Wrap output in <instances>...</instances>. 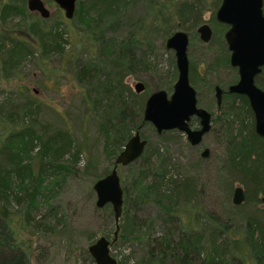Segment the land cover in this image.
<instances>
[{"label":"trees","instance_id":"16d2710c","mask_svg":"<svg viewBox=\"0 0 264 264\" xmlns=\"http://www.w3.org/2000/svg\"><path fill=\"white\" fill-rule=\"evenodd\" d=\"M137 1L141 0H91V4L86 5L87 8L82 2L77 1L73 17L76 16L78 21L87 27L81 37L90 42L89 49L83 51L84 54L87 52L90 54L85 58L82 57L83 53L79 57L73 55L67 57L69 61L74 60L73 76L78 87L72 96L73 111H66V123L60 122L55 126L48 121L36 123L41 120L42 108L35 100L25 99L24 102L14 100L10 102L11 111L0 109V114L4 113L0 129L7 133L0 135V194L8 198L11 185L19 187L24 185L25 181L29 182L27 185L37 183L33 177L26 175L25 171L30 169L23 163L33 152L36 158L38 157L39 172L36 177L40 182L49 172L47 170L56 168L88 173L96 180L106 175L104 172L97 173L98 163L96 153L92 151V144L88 149L87 162L82 168L78 167L82 150L73 133L78 123L92 122L95 125L96 137L100 138L104 154L109 160H114L132 135V130L137 131L146 124L142 120V112L147 95L145 91L134 92L125 80L134 68L147 67L145 66L148 61L147 55L145 53L139 55L136 52L145 41L138 35L119 38L106 34V31L119 22L122 10L126 9L129 2ZM147 1L153 8L155 4L172 6V13L167 16L164 15L162 8L156 9L152 21L156 28L159 22L164 23L165 37L177 29L188 31L203 22L206 0ZM219 1H212V20ZM171 15L178 17L180 25L170 26L167 23ZM18 17L21 20L14 25L13 20ZM47 21V18L32 17L25 7L24 0H0V66L5 75L15 74L21 61L34 54L44 59L52 55H64L65 37L70 36L68 31L70 29L60 27L61 23L48 26ZM225 46L224 43V48ZM224 52L226 53V50ZM218 62L222 65L228 64V54L226 53ZM42 69L47 70V67L43 66ZM190 69L189 65V71ZM60 71L62 72V69ZM176 76V67L173 64V71L169 74L167 82L155 90H170ZM189 78L193 83L191 72ZM255 82L259 86H264L263 75H257ZM235 97L239 99L240 107L231 106L226 111L233 123L229 143L232 144L229 148L232 156L225 157L219 166V170L226 175L223 189L229 193L232 182L238 181L244 186V200L252 196L256 198L255 203H259L261 202L259 194L264 193V139L254 131L253 113L247 98L243 95ZM241 108L247 112L249 124L239 117ZM10 131L12 132L9 134ZM173 132L176 131H166L163 134ZM146 150L147 145L143 153ZM153 153L143 156L147 165L145 172L151 176L150 183L139 188L141 192H138L137 199L133 197L128 200V190L122 186L123 204L130 201L129 206L134 207L139 200L140 202L151 200L163 211L165 221L171 224V228L162 237L154 238L148 230L139 229L138 225L142 226V222L137 224L135 220L131 221L132 217L137 220L136 208L131 216L126 208L123 214L125 223L119 226V238H133L139 241L146 239L148 261L168 260L171 264H264V224L257 217L240 215L244 225L239 231L238 227L228 225L219 217L202 213L201 217L209 218L207 220L212 221L211 225L183 228L180 224L182 214L178 213L182 205L190 208L189 214L194 217L193 222L199 224L200 216L197 213L201 209L199 211V201L195 197L197 186L190 177L170 172L171 163L166 161V153L162 148L158 147ZM66 155L69 160L65 159ZM150 161L154 164L151 165ZM26 192L24 200L15 194L14 200L17 204L25 201L31 206L34 203V193ZM259 211H264V208ZM23 219L25 226L40 229L41 221L32 217L31 213H26ZM229 232L233 233L228 234ZM230 235L236 238L230 241ZM22 242L9 217L4 213L0 214V264H31L29 245L25 246ZM79 253L80 264H93L87 247L80 248ZM43 263L49 264L46 259Z\"/></svg>","mask_w":264,"mask_h":264},{"label":"rangeland","instance_id":"374dc122","mask_svg":"<svg viewBox=\"0 0 264 264\" xmlns=\"http://www.w3.org/2000/svg\"><path fill=\"white\" fill-rule=\"evenodd\" d=\"M79 1L85 8H87L86 5L91 4V0ZM159 1L162 2L163 0ZM212 1H205V10L202 15V19L209 24L213 31L212 39L207 43H203L199 39L196 28L200 24L186 31L189 36L187 56L193 78L192 85L197 91L200 106L207 108L214 117L211 130L203 137L202 147H189L184 141V135L179 132L158 134L152 125L146 123L139 128V132L141 137L147 140V150L141 159L138 158L127 165L118 166V174L121 185L128 190L127 200L133 199V197L137 199L139 188L151 181V176L145 172L147 165H145L143 156H146L147 153L149 155L154 154L153 152L160 147L166 153V161L171 163L170 172L174 171L181 176L190 177L194 185L197 186L195 197L199 201V211L201 209L197 213L200 216L199 224L201 226L193 222L194 217L189 214L190 208L187 209L184 205L178 211L180 215L182 214L181 226L183 228H188V226L201 228L203 224L211 225L212 221L207 220L209 218L201 217L202 213H206L209 216L219 217L228 225L233 224L234 228L238 227L240 231L244 225L240 215L257 217L264 224V211H259V209L264 208V205L262 202L255 203L256 198L252 196L243 200L242 204L234 205L231 201L234 187L240 185L244 189V186L238 181L232 182L229 193L223 189L226 175L219 170V166L221 161L225 159V156H221V152L227 148L225 132L227 122L223 126L224 122L222 121L220 124L217 120L219 117L221 118L223 111L228 110V103H236L235 106L240 107V102L234 97L225 98L226 103L221 110L216 109L215 106L214 84L226 88L237 80L238 74L235 68L218 62L226 55L223 40L225 28L220 27L215 23V20L211 19ZM43 2L50 11L47 25L55 26V23H61L60 27L70 29L68 30L70 36L65 37L64 55H52L44 59L40 55L34 54L32 57L23 59L16 73L10 76L5 75L0 66V109L7 112L11 111L12 104L10 102H14V100L23 102L25 99L35 100L42 108L41 120L39 119L36 123L48 121L55 126L60 122H67L65 114L66 111H73L74 100L72 96L78 87L73 76L74 60L69 61L67 57L70 55L79 57L83 53L82 57L85 58L90 52L84 54L83 51L89 49L90 42L81 37L87 27L79 22L76 16L66 19L63 10L53 0H43ZM24 4L27 8L26 0H24ZM159 8H162L166 16L172 13L170 4L166 6L155 4L153 8L147 0L129 2L124 9L126 11L122 10L123 13L119 22L112 29L106 31L109 37L123 38L138 35L145 41L136 49V52L139 55L143 53L147 55L148 61L145 64L147 67L134 68L125 80L132 89L137 81L143 82L146 87L144 90L146 95L167 82L169 74L173 71V64H175L173 51L165 47L167 37L163 33L164 23L159 22L156 28L152 22L156 9ZM30 14L34 18L41 17L34 11H30ZM170 17V20L167 21L170 26L180 25L181 22L177 16L171 15ZM20 20L19 17L14 19V25ZM43 63H45L43 66L47 67V70L42 69ZM216 63L220 64L221 67H216ZM239 117L249 124L247 112L243 108L239 110ZM225 119H230L226 113ZM3 121L4 113H1L0 124H3ZM234 127H236L235 124ZM134 131L132 130L131 134ZM73 133L82 150L78 167L82 168L87 162L89 158L88 149L92 144V151L96 153L98 163L97 173L102 174L104 172L107 174L112 168L113 159L109 160L105 156L101 140L96 137L95 125L92 122L78 123ZM0 135H7V133L0 129ZM204 147H208L211 152L208 159L199 157V152ZM65 159L69 160L68 155L65 156ZM23 163L28 165L30 169L25 171L26 175L33 177L37 183L27 185L29 182L25 181L24 185H19V187L11 185L12 189L8 190V198L0 194V214L4 213L9 217L11 225L23 241L22 243L25 246L29 245L31 264H44L45 259L49 264H80V248L87 247L100 236H105L110 241L114 238V217L110 205L109 207H97L95 204L96 196L93 183L96 179L92 177L93 175L89 176L88 173L85 174L80 171L73 172L72 170L56 168L47 170L49 172L44 175L40 182V179L36 177L39 172V162L35 153L33 152L30 157L25 158ZM150 163L151 165L154 164L153 161ZM134 185L138 186L134 187ZM24 192L34 193V203L31 206L25 201H21L19 204L15 202V194L20 195L23 200L25 199ZM262 195L263 193H260L259 198ZM129 204L130 201L122 206L119 226L125 223L123 214L126 208L129 216L136 208L137 220L132 217L131 221L135 220L134 222L137 224L142 222V226L138 225L141 231L148 230L151 236L156 238L162 237L170 230L171 224L165 221L163 211L153 201L140 202L139 200L134 207H130ZM26 213H31L32 217L41 221L40 229L35 230L34 227H27L23 224ZM232 233L229 232L228 234ZM229 238L231 241L236 237L230 235ZM147 248L146 239L140 241L133 238L122 239L117 233L116 239L110 245V252L118 260V264H171L168 260L164 262L148 261ZM41 250H46L47 253Z\"/></svg>","mask_w":264,"mask_h":264},{"label":"water","instance_id":"95a60500","mask_svg":"<svg viewBox=\"0 0 264 264\" xmlns=\"http://www.w3.org/2000/svg\"><path fill=\"white\" fill-rule=\"evenodd\" d=\"M63 10L66 19L74 16L78 0H53ZM29 11L37 12L42 18L50 16V11L43 0H26ZM263 0H222L215 12L217 21L229 27L224 32V39L230 51L229 63L237 69L238 79L228 87L229 92L244 95L253 113L254 131L264 139V86L255 82L257 75L264 77V13ZM200 40L209 42L212 30L207 23L196 28ZM189 36L186 31H174L165 40V47L174 53L177 77L171 94L164 89L150 92L144 102L142 120L150 123L160 134L177 129L187 135L192 144H197L204 133L210 129V113L197 106L196 91L189 82V60L187 47ZM144 84L137 81L133 90L144 91ZM220 89L216 86L217 103H220ZM191 116L199 118L200 128L189 127ZM147 140L142 138L139 130L126 141L115 156L111 170L93 183L97 207L110 205L114 217V238L110 241L105 236L98 237L87 246L93 264H118L111 255L110 245L119 231V219L122 215L123 187L118 174V166H124L137 160L143 153ZM207 151V150H205ZM245 193L238 185L233 189L232 203L243 202ZM264 205V193L260 197Z\"/></svg>","mask_w":264,"mask_h":264},{"label":"flooded vegetation","instance_id":"af4514ba","mask_svg":"<svg viewBox=\"0 0 264 264\" xmlns=\"http://www.w3.org/2000/svg\"><path fill=\"white\" fill-rule=\"evenodd\" d=\"M221 1L222 0H220L219 1V4H218V6H217V8L219 7V5H220V3H221ZM217 8L215 9V12H216V10H217ZM262 8H263V13H264V0H263V6H262ZM214 20H215V22L217 23V24H219L220 25V27H224L225 28V31L228 29V25L227 24H225V23H222V22H219V21H217L216 20V18H215V13H214ZM202 23H207V22H205V20H203V22ZM201 23V24H202ZM200 24V25H201ZM208 24V23H207ZM209 25V24H208ZM199 26V25H198ZM212 30V29H211ZM224 31V32H225ZM199 36V35H198ZM212 37H213V31H212V35H211V38H210V40L212 39ZM200 39V38H199ZM209 40V41H210ZM223 40H224V43H225V50H226V53L228 54V65H230V63H229V57H230V51L228 50V48H227V44H226V41H225V39H224V33H223ZM216 67H221V66H219L217 63H216V65H215ZM231 66V65H230ZM176 67V66H175ZM232 67V66H231ZM234 68V67H233ZM236 69V68H235ZM236 71H237V69H236ZM190 72V71H189ZM238 74V73H237ZM177 77V76H176ZM238 79V78H237ZM176 80V79H175ZM237 81V80H236ZM236 81H234L233 83H235ZM175 82V81H174ZM174 82H173V84H174ZM189 82H190V84L192 85V82L190 81V78H189ZM143 83V82H142ZM233 83H231V84H233ZM144 84V83H143ZM173 84H172V88L169 90V91H167L166 89H164L168 94H171V92H172V90H173ZM231 84H229L226 88H222L220 85H218V84H214V86H213V91H214V93H213V96H214V101H215V106H216V109H218V110H221L222 109V106L224 105V103H226V101H225V98H232V97H234V98H237V97H235V96H237V95H239V94H236V93H231V92H229V90H228V87L231 85ZM193 86V85H192ZM216 86H218L219 87V89H220V91H221V93H220V97H221V99H220V103L218 104L217 103V98H216ZM194 87V86H193ZM145 89V88H144ZM195 89V88H194ZM134 91V90H133ZM195 91H196V89H195ZM135 92V91H134ZM152 92V91H151ZM142 93V92H141ZM244 96V95H243ZM196 98H197V91H196ZM238 99V98H237ZM228 105V107H235V105H236V103H228L227 104ZM197 106L198 107H201V108H204L205 110H207L209 113H210V129L206 132V133H204L203 135H202V137H201V140L197 143V144H192L189 140H188V138H187V135L184 133V132H181V131H178L177 129H172V130H167V131H176V132H179V133H181V134H183L184 135V141H185V143H186V145H188L189 147H194V148H198V147H202V141H203V137L211 130V128H212V119H214V117H213V113L212 112H210L207 108H205V107H203V106H200V104L198 103V99H197ZM225 113H226V110L225 111H223L222 112V115H221V118L219 117V120H217V121H219L220 122V124L222 123V121L224 122V124H223V126L225 125V123L227 122V124H226V128H225V132L227 133L226 134V138H227V141H226V145H227V148H226V150H222V152H221V156H225V157H230V156H232V152L230 151V147L232 146V144L230 145L229 143H230V137H231V133H230V130H232V128H233V123H232V121L231 122H229L230 121V119L229 120H227V119H225ZM147 123V122H146ZM189 127L192 129V130H197V129H199L200 128V124H199V118L198 117H196V116H191L190 117V120H189ZM150 124V123H149ZM151 125V124H150ZM164 132H166V131H164ZM163 133V132H162ZM228 144L230 145V146H228ZM147 145V144H146ZM201 149V148H200ZM205 150H207V151H205ZM211 155V152H210V150H209V148L208 147H204L200 152H199V157L201 158V159H208L209 158V156ZM244 190V189H243ZM232 195H233V192H232ZM231 201H232V197H231ZM243 203V202H242ZM241 203V204H242ZM240 205V204H239Z\"/></svg>","mask_w":264,"mask_h":264}]
</instances>
